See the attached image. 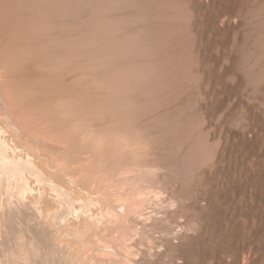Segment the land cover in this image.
<instances>
[{"label": "rangeland", "instance_id": "1", "mask_svg": "<svg viewBox=\"0 0 264 264\" xmlns=\"http://www.w3.org/2000/svg\"><path fill=\"white\" fill-rule=\"evenodd\" d=\"M5 1L10 37L34 41L46 60H29L25 75L58 79L80 103L73 119L87 142L107 148L115 136L120 162L136 157L145 173L136 189L161 195L138 262L264 264V0ZM38 19L42 31L28 34ZM37 89L18 95L23 107L46 98Z\"/></svg>", "mask_w": 264, "mask_h": 264}, {"label": "bare ground", "instance_id": "2", "mask_svg": "<svg viewBox=\"0 0 264 264\" xmlns=\"http://www.w3.org/2000/svg\"><path fill=\"white\" fill-rule=\"evenodd\" d=\"M3 2L6 4L2 5V1L0 2V101L6 112L0 111V222L6 224L7 228L0 234V264H140L141 261L138 262L136 257L139 255L138 240H142L141 231L144 230L142 224L154 218L153 205L159 203L161 195H158L155 188L150 189L151 180L147 181L148 190L147 186L146 191L136 189L141 186L139 182L145 173L141 175L140 170L135 167L136 157H134L136 159L131 157L132 166H124L123 162H120L123 152H117L121 147L117 150V146L114 147L115 149L112 148V143L116 141L114 145H117L118 139L112 140L113 142H107L113 136L106 141L104 139L108 144L107 148H104L105 145L103 140H99L100 137L98 139L100 143L96 142L97 139L95 140L97 144L87 142L86 133L82 134L85 130L84 124H78V121L73 119L82 112L78 110L80 103L77 105L79 101L75 99L74 94H69L68 99L63 97L65 98L63 101L62 92L65 93L67 88L63 90L61 87V91L63 90L61 92L58 88L60 86H57L61 83L58 79H53L57 82V85L56 82L53 85L52 80L50 82L47 80L48 83L44 84L45 80L34 81L27 77L31 69L30 64L29 66L26 64L29 60L34 58L37 63L46 60L38 50L35 53L38 46L34 41L30 45L31 42L28 43L26 40L29 45L27 47L28 45L24 44L25 39L22 43L20 37L21 40L17 39L18 35H14L16 38L13 36L15 39L10 37L8 33L10 24L7 26L10 23L8 22L10 14H6L10 11L6 6L10 2L7 3L5 0ZM20 5L21 3L19 7ZM3 6L8 7V11ZM41 22V26L38 23L34 27L33 24L29 25L32 30L28 31V34L34 31L39 34L43 26ZM19 24L21 23L18 22ZM29 27L27 30H30ZM25 64L29 67L26 70ZM14 73H18L17 76L20 73L19 78H14ZM10 74H14L11 79L17 84L10 79ZM13 84L23 88V92L15 90V93L19 94L27 91L34 96V89L46 88L52 91V94L48 90H45L48 94L44 91L48 96L53 95L57 89L61 94H56L62 96L60 99L54 94V98L48 99L46 95L48 100L46 101V98H43L45 96L37 93L40 91L36 90L37 94H42L40 96L44 101L37 95L41 99L39 98V102L35 105L43 108L35 109L32 100L30 101L32 106L26 103L28 107H23L24 102L22 104L21 101L29 97L23 95L27 97L23 99L24 97L20 95V99L19 94L16 95L17 97L14 96V92L11 94ZM53 86H57V89ZM66 92L68 94L69 90ZM67 94L64 95L68 97ZM16 98L20 99L19 102ZM31 107L35 110L33 111ZM40 109H44V113ZM0 110H3L2 107ZM38 110L40 113L36 112ZM29 112L33 115L28 116ZM35 112L37 115L34 114ZM83 116L81 118H85L86 115ZM102 132L101 135L104 134ZM81 134L84 137L80 140L78 135L82 136ZM82 139L86 141L83 142ZM47 140H52L53 143ZM138 164L139 168L141 164L140 166ZM165 203L163 202L164 205ZM159 212L161 214V211ZM155 220L157 223V219ZM160 221L158 220V223ZM162 222L164 223L160 224H166L164 220ZM147 235L146 233V238ZM146 238L143 240L146 241ZM154 245H152L153 250L157 246ZM140 257L143 258L142 255Z\"/></svg>", "mask_w": 264, "mask_h": 264}]
</instances>
